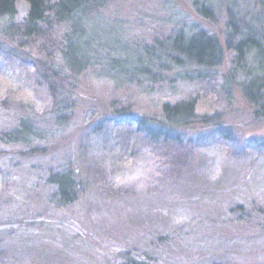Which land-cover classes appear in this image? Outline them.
<instances>
[{
  "label": "rangeland",
  "instance_id": "rangeland-1",
  "mask_svg": "<svg viewBox=\"0 0 264 264\" xmlns=\"http://www.w3.org/2000/svg\"><path fill=\"white\" fill-rule=\"evenodd\" d=\"M27 10L0 24V264H264V0H102L71 40L85 63L72 72L70 24L26 37ZM228 12L261 48L244 69ZM196 32L220 66L166 49ZM190 101L169 127L163 107ZM133 119L178 142L121 131Z\"/></svg>",
  "mask_w": 264,
  "mask_h": 264
},
{
  "label": "trees",
  "instance_id": "trees-1",
  "mask_svg": "<svg viewBox=\"0 0 264 264\" xmlns=\"http://www.w3.org/2000/svg\"><path fill=\"white\" fill-rule=\"evenodd\" d=\"M20 0H0V24L5 28L7 33L14 30L13 18L16 14V6ZM28 6V12L26 19L22 25L15 26L17 32H22L26 37H36L42 35L45 28L50 27V25L55 22L56 24L68 23L70 24V33L67 36L65 51L62 57L64 61L63 64L69 72L74 69H78L85 65L80 62L77 63L78 59L73 50L74 46L71 40L79 37L83 31V24L87 19V12L91 9L98 8L102 0H23ZM202 15L206 16L204 12L205 9L201 8ZM53 21V22H52ZM52 22V23H51ZM239 23H242L235 18L231 13H227L226 16V27H227V37L231 40H237L236 49L238 51L237 65L243 67V58L249 51H254L260 53L261 48H259L258 41L251 37L252 31L248 29L246 24L240 28ZM246 26V28H245ZM245 32H243V30ZM251 34V35H250ZM252 38V39H251ZM228 45V40H227ZM168 47V52L171 54L180 55L186 59V62L197 68H215L222 63V52L218 41L211 36H208L204 32H196L187 38L175 37L170 41ZM260 49V50H259ZM247 57V56H246ZM175 60L177 58H174ZM80 64V65H79ZM178 64V63H177ZM237 66V67H238ZM139 75H145L146 70L142 68L138 69ZM244 71V70H243ZM151 79V77H150ZM154 79H152L153 81ZM156 80V79H155ZM250 91V89H249ZM249 91L244 92L248 99L256 98L257 95L249 93ZM193 105L194 101L184 102L176 104L174 106L165 105L163 107V115L167 119L169 127H172L180 123H187L188 120L193 118ZM193 116V117H192ZM200 121H204L202 118ZM170 122V123H169ZM121 131L129 130L134 127L137 135H144L147 138L159 139L169 143H177V138H173L171 128L167 130L165 125L158 128H151L147 125L144 119H133L126 120L123 124H119ZM118 125L114 126L120 129ZM55 183V182H54ZM64 182H56L55 185L58 188L59 196L63 201V204L71 203L73 201V196H71L72 184L70 180ZM68 188L70 191L68 192Z\"/></svg>",
  "mask_w": 264,
  "mask_h": 264
}]
</instances>
